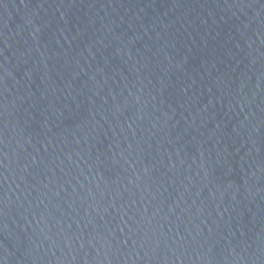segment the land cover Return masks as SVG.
Masks as SVG:
<instances>
[{
  "label": "water",
  "instance_id": "water-1",
  "mask_svg": "<svg viewBox=\"0 0 264 264\" xmlns=\"http://www.w3.org/2000/svg\"><path fill=\"white\" fill-rule=\"evenodd\" d=\"M0 264H264V0H0Z\"/></svg>",
  "mask_w": 264,
  "mask_h": 264
}]
</instances>
